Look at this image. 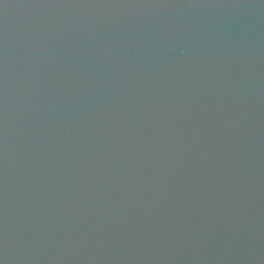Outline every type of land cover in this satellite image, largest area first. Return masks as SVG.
<instances>
[{"label":"water","instance_id":"95a60500","mask_svg":"<svg viewBox=\"0 0 264 264\" xmlns=\"http://www.w3.org/2000/svg\"><path fill=\"white\" fill-rule=\"evenodd\" d=\"M0 264H264V0H0Z\"/></svg>","mask_w":264,"mask_h":264}]
</instances>
